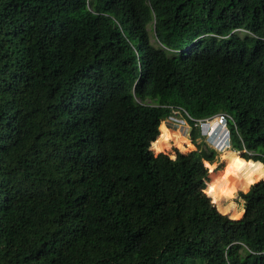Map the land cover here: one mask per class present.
Masks as SVG:
<instances>
[{"label":"trees","instance_id":"obj_1","mask_svg":"<svg viewBox=\"0 0 264 264\" xmlns=\"http://www.w3.org/2000/svg\"><path fill=\"white\" fill-rule=\"evenodd\" d=\"M262 161L264 0H0V264H264Z\"/></svg>","mask_w":264,"mask_h":264},{"label":"rangeland","instance_id":"obj_2","mask_svg":"<svg viewBox=\"0 0 264 264\" xmlns=\"http://www.w3.org/2000/svg\"><path fill=\"white\" fill-rule=\"evenodd\" d=\"M163 126L166 127L165 124ZM214 126H216V124ZM167 129L170 131V134H169L170 137L169 138H172L174 136V134H176V135H179V137H181V138L182 137L186 138L187 143H188V144L185 145L187 147V149H183V150L177 149L176 150V155H175L174 158H171L169 156L171 159L175 160L176 157L179 154H187V153H190L192 151H197L199 146H202L203 141H204V143H208L212 148H214L215 143H213L209 139L208 140H205V139L203 140L201 138H197V140L194 142L193 141V136L191 135L192 134V129L189 126H187L185 128H181V129L180 128H176L174 126H167ZM217 131L220 132L221 129H217ZM181 132L183 134H181ZM160 134H161V131H160ZM160 143L161 144H165L167 142L161 141ZM151 150H152V146H151ZM224 150L223 151H218L217 150L218 151V157H217L218 159H217V161L214 164H211V165H209V167H207L209 169V173H208V177H207V181L206 182H208V179L210 181H212V182H221V181H224V180H232V182H233L232 184L234 185V188H235L234 197L229 199L228 200L229 202H227V201H222L221 202L220 201V202H217V203H214V204L216 205V207H218L219 210L221 209L223 211H224V209L227 206L231 205L232 209H231L230 212H228V214L233 219H241L243 217V214H244V201L239 195H240V193H248L250 191V189L254 185H252V186L248 185L246 187L245 184L242 183L241 179L238 177V173L236 171H234V167L230 163H228L225 159L222 158V156H223L222 152H224ZM239 153H240V156L244 160H247L246 157H245V154L248 155L246 151H242V153L241 152H239ZM154 154H155V152H154ZM158 154H160V153H156L155 155H158ZM163 154H165V153H163ZM242 154L244 155V157H243ZM248 161H250V160H248ZM262 163L264 165L263 161H262ZM211 171H212V173H211ZM260 174L255 178L253 183L260 178ZM239 189H243V190H245L247 192H239ZM207 190H208V185H207Z\"/></svg>","mask_w":264,"mask_h":264},{"label":"built area","instance_id":"obj_3","mask_svg":"<svg viewBox=\"0 0 264 264\" xmlns=\"http://www.w3.org/2000/svg\"><path fill=\"white\" fill-rule=\"evenodd\" d=\"M232 120L229 114H218L209 119H195L182 107H172V114L165 121L167 124L173 125L176 128H185L192 123L195 128L200 129L203 136H207V140L213 137L215 132L214 127L211 125L213 121H216L217 125L221 128L219 134V141L214 145L218 151L231 147L230 131L228 129V122ZM217 141V140H213ZM213 142V143H215Z\"/></svg>","mask_w":264,"mask_h":264},{"label":"clouds","instance_id":"obj_4","mask_svg":"<svg viewBox=\"0 0 264 264\" xmlns=\"http://www.w3.org/2000/svg\"><path fill=\"white\" fill-rule=\"evenodd\" d=\"M220 114H227V113H220ZM218 115V114H217ZM216 116V115H215ZM192 117V116H191ZM214 117V116H213ZM210 118H212V117H210ZM206 119H209V118H206ZM166 120H163L162 121V123L161 124H165L166 125V127L167 126H173V125H170V124H167L166 122H165ZM190 126V128L192 129L193 127H192V123H190L189 124ZM214 127V129H215V132H213L214 134H213V137L212 138H209V140H211L212 142H215V141H213V140H217L216 142H215V144L219 141V134H220V132H218L217 131V129H221L217 124H216V126H213ZM195 128V127H194ZM198 129V128H197ZM228 129H229V126H228ZM199 131H200V129H198ZM230 131V130H229ZM200 135H201V138L204 140H207V136H203L202 135V132L200 131ZM230 137H231V134H230ZM208 144V143H207ZM209 145V144H208ZM210 146V145H209ZM211 147V146H210ZM212 148V147H211ZM231 148H232V145H231ZM213 149H215V147L213 148ZM216 151H217V149H215Z\"/></svg>","mask_w":264,"mask_h":264},{"label":"bare ground","instance_id":"obj_5","mask_svg":"<svg viewBox=\"0 0 264 264\" xmlns=\"http://www.w3.org/2000/svg\"><path fill=\"white\" fill-rule=\"evenodd\" d=\"M251 187V186H250Z\"/></svg>","mask_w":264,"mask_h":264},{"label":"water","instance_id":"obj_6","mask_svg":"<svg viewBox=\"0 0 264 264\" xmlns=\"http://www.w3.org/2000/svg\"><path fill=\"white\" fill-rule=\"evenodd\" d=\"M177 158V157H176Z\"/></svg>","mask_w":264,"mask_h":264}]
</instances>
